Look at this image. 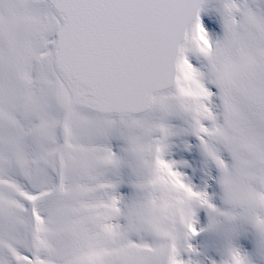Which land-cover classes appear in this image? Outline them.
<instances>
[{
    "label": "snow or ice",
    "instance_id": "obj_1",
    "mask_svg": "<svg viewBox=\"0 0 264 264\" xmlns=\"http://www.w3.org/2000/svg\"><path fill=\"white\" fill-rule=\"evenodd\" d=\"M0 264H264V0H0Z\"/></svg>",
    "mask_w": 264,
    "mask_h": 264
}]
</instances>
